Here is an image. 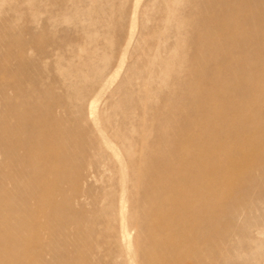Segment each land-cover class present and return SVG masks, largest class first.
<instances>
[{
    "label": "rangeland",
    "instance_id": "1",
    "mask_svg": "<svg viewBox=\"0 0 264 264\" xmlns=\"http://www.w3.org/2000/svg\"><path fill=\"white\" fill-rule=\"evenodd\" d=\"M257 43L264 0H0L15 264H264Z\"/></svg>",
    "mask_w": 264,
    "mask_h": 264
},
{
    "label": "bare ground",
    "instance_id": "2",
    "mask_svg": "<svg viewBox=\"0 0 264 264\" xmlns=\"http://www.w3.org/2000/svg\"><path fill=\"white\" fill-rule=\"evenodd\" d=\"M248 10L249 9L247 7L243 10V13H244L245 16H247L246 14H249L251 16V13L249 12L250 10L249 11ZM259 44L260 43H257V48L256 47H253V48H255V51L262 53V48L259 47ZM240 48H242V50H243L244 46L243 47L240 46ZM262 56L264 57V52L262 53ZM240 88H241V86H237L235 90L238 91ZM10 105L14 107V105L12 103H10ZM49 114H51V113L49 112ZM79 197H80V194H77L76 198L79 199ZM2 202L4 204L9 205V206L13 205L12 202H11V198L3 199ZM4 213L8 214L10 216L13 215V217L15 216L14 215L15 212L13 210H6V211H4ZM79 214H81V213H79ZM76 226H77V228L79 227V225H77V224H76ZM125 231L126 230L124 229L123 232H122V236H125ZM19 232H21V229L17 230L15 227H13L12 225L10 226V224H9V225L6 226V229H5L4 232H2V234L11 236L12 238H15L16 235H19L18 234ZM22 234H24V237H26V238L23 239V241H22V243H21V245L19 247H15L14 244H11V245L0 244V252L1 253H5L6 256H8V258L10 259V261H12L14 264L16 263V261H15L16 258L14 257V252L17 249L18 250L24 249V251H26V250L31 249L32 247L40 248L44 244V241H43L42 238L28 239L27 237H29V236H27V229H25V231L22 232ZM56 258H58V257H56ZM30 264H39V263L31 262ZM40 264H43V263H40Z\"/></svg>",
    "mask_w": 264,
    "mask_h": 264
}]
</instances>
